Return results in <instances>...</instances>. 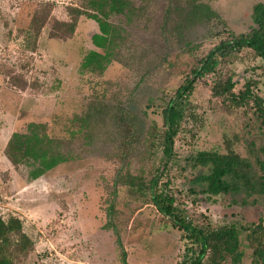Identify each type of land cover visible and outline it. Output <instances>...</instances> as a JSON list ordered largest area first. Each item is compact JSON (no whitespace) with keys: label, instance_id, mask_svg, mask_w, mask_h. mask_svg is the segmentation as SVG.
Segmentation results:
<instances>
[{"label":"rangeland","instance_id":"rangeland-1","mask_svg":"<svg viewBox=\"0 0 264 264\" xmlns=\"http://www.w3.org/2000/svg\"><path fill=\"white\" fill-rule=\"evenodd\" d=\"M176 1L150 0L133 24L112 16L113 23L128 29L129 40L121 61L113 60L98 75L82 67L87 53L97 49L92 36L99 32L98 23L80 16L74 32L56 23L71 21L69 7L86 0H0V216H19L34 241L18 264H123L110 221L119 228L128 264H183L195 258L199 248L186 231L159 212L147 194L117 183L119 172L126 171L144 170L149 180L166 161L158 186L168 182L165 189L194 224L237 226L239 264H256L247 234L264 221V194L202 193L195 179L208 171L196 164L200 151L226 153L229 148L260 174L264 125L253 100L236 106L213 88L232 75L236 93L249 82L264 97V60L245 48L225 59L217 72L197 79L169 159L157 142L150 144L147 131L152 125L164 128L162 110L191 69L231 32L249 31L253 6L264 0H202L219 16L191 25L176 9L187 0ZM48 5L51 15L32 50L26 30L35 11ZM92 102L101 111L95 112L90 135L77 133L74 159L31 181L29 168L15 166L6 156L12 133L32 121L47 122L52 134L70 139L69 130L79 129L70 119L83 116ZM121 108L136 114V130L117 123Z\"/></svg>","mask_w":264,"mask_h":264},{"label":"trees","instance_id":"trees-1","mask_svg":"<svg viewBox=\"0 0 264 264\" xmlns=\"http://www.w3.org/2000/svg\"><path fill=\"white\" fill-rule=\"evenodd\" d=\"M172 2V0H169ZM183 1V0H182ZM150 0H86L82 6L69 7L71 21L56 20L59 27H66L67 31L74 32L80 16H87L99 25V32L92 36V41L97 49L90 50L84 57L82 67L88 72L102 75L108 65L113 61H121L122 49L129 40V31L122 24L111 21L112 16H124V19L133 24L140 21L148 9ZM177 3L181 0H177ZM35 11L27 32V44L32 50L38 45L42 28L51 15V6ZM178 14H183L189 24L199 23L205 19L219 16L212 7L202 0H187L186 5L176 8ZM253 24L249 31L236 34L231 32L230 37L220 41L203 56L191 69L185 83L179 86L175 95L167 102L162 110L164 128L157 130L152 125L148 131L150 144L158 143L163 149V156L168 159L174 154L175 139L181 132L183 122L187 116L189 96L194 91L195 82L199 77H204L217 72L221 63L238 54L242 49H251L257 57L264 60V2H258L252 10ZM236 82L232 75L226 80L220 78L213 88L216 96L229 98L232 104L243 106L253 100L257 115L264 125V97L254 93L251 83L245 84L241 93H236ZM98 99V98H97ZM95 102L90 104L88 111L83 116H74L70 122L79 129H70L71 138L60 137L52 134L47 122L32 121L25 130L13 132L5 149L8 159L15 165H24L29 168V179L34 181L45 175L58 165L74 159V141L78 132L90 135L92 119L95 112L101 111ZM117 123L123 124L130 131V125L135 130L138 127L136 114L121 108ZM130 124V125H129ZM134 131V130H133ZM262 156L257 160L260 174H257L250 160L243 157L234 149L229 148L226 153L217 151H200L196 157V164L207 167V172H202L196 177V184H201L200 192L215 195L224 192H246L248 195L264 194V146L261 147ZM168 168L164 167L152 172L149 180L145 179V171L133 174L131 171L120 173L117 183L129 185L134 193L147 194L159 212L169 217L175 226L183 229L191 238L192 243L199 248L195 258L185 260L183 264H239L243 257L241 251L240 230L235 225H197L187 216L176 200V196L168 191V182L165 188L159 185V178ZM159 174V175H158ZM113 214V206L109 212ZM117 236L118 245L122 252L123 264H128L127 252L121 241L119 228L112 222ZM247 239L253 248L254 262L264 264V221L261 220L253 226ZM34 248L33 239L24 229L23 220L14 214L8 217L0 216V264H18ZM193 248V247H192ZM190 248L189 250H192Z\"/></svg>","mask_w":264,"mask_h":264}]
</instances>
